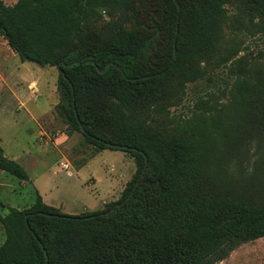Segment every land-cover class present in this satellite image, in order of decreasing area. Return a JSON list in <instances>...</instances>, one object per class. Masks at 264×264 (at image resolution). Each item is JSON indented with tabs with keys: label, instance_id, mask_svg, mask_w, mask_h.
<instances>
[{
	"label": "trees",
	"instance_id": "1",
	"mask_svg": "<svg viewBox=\"0 0 264 264\" xmlns=\"http://www.w3.org/2000/svg\"><path fill=\"white\" fill-rule=\"evenodd\" d=\"M228 32L264 36V0H0L9 47L58 70L70 136L81 134L91 159L122 151L136 167L102 211L65 214L38 193L23 210L0 198V264H218L264 238L262 69L235 61L227 112L201 100L184 122L167 115L205 65L233 63ZM252 147L256 179L238 190ZM0 170L29 181L1 145Z\"/></svg>",
	"mask_w": 264,
	"mask_h": 264
},
{
	"label": "rangeland",
	"instance_id": "2",
	"mask_svg": "<svg viewBox=\"0 0 264 264\" xmlns=\"http://www.w3.org/2000/svg\"><path fill=\"white\" fill-rule=\"evenodd\" d=\"M3 1L8 6L18 2ZM235 33L238 35L228 32L225 42L228 49L239 51L238 56L233 63L215 60L205 65L204 78L186 85L180 103L169 108L167 115L173 122L189 119L201 100L227 112L239 58H244L253 74L258 69L264 73V36ZM58 76L54 67L23 62L0 33V145L29 176V181L21 182L0 170V198L5 205L20 210L32 207L37 193L47 205L65 214L105 210L120 199L136 171L135 163L125 152L112 150L91 159L93 150L81 134L70 136L68 125L56 111L60 103ZM258 158L254 147L241 157L248 174L246 181L236 183L238 190H250ZM68 163L73 176L63 167ZM232 174L237 180L238 167H232ZM4 241L0 225V246ZM218 264H264V238L241 245Z\"/></svg>",
	"mask_w": 264,
	"mask_h": 264
},
{
	"label": "crops",
	"instance_id": "3",
	"mask_svg": "<svg viewBox=\"0 0 264 264\" xmlns=\"http://www.w3.org/2000/svg\"><path fill=\"white\" fill-rule=\"evenodd\" d=\"M3 150H4V149H3ZM4 152H5V151H4ZM13 158H14V157H13ZM12 160L18 162V161L16 160V158H14V159H12ZM67 165H69V169H70V164L68 163ZM69 169L67 170V175H68V176H73V173H72L71 171H69ZM69 174H71V175H69ZM43 201H44V199H43Z\"/></svg>",
	"mask_w": 264,
	"mask_h": 264
},
{
	"label": "built area",
	"instance_id": "4",
	"mask_svg": "<svg viewBox=\"0 0 264 264\" xmlns=\"http://www.w3.org/2000/svg\"><path fill=\"white\" fill-rule=\"evenodd\" d=\"M63 167H64L65 170L69 169V165H67V164H64ZM69 175H71V174H69Z\"/></svg>",
	"mask_w": 264,
	"mask_h": 264
},
{
	"label": "water",
	"instance_id": "5",
	"mask_svg": "<svg viewBox=\"0 0 264 264\" xmlns=\"http://www.w3.org/2000/svg\"><path fill=\"white\" fill-rule=\"evenodd\" d=\"M75 64V63H74ZM73 64H71V65H69V66H72ZM144 176V173H143V175H142V177ZM138 184H139V182H138ZM138 184L136 185V187L135 188H137V186H138Z\"/></svg>",
	"mask_w": 264,
	"mask_h": 264
}]
</instances>
